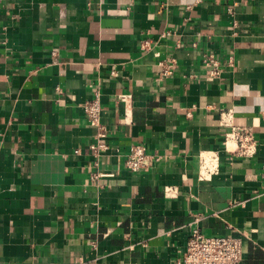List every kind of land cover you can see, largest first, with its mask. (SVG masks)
Instances as JSON below:
<instances>
[{
	"label": "crops",
	"instance_id": "crops-1",
	"mask_svg": "<svg viewBox=\"0 0 264 264\" xmlns=\"http://www.w3.org/2000/svg\"><path fill=\"white\" fill-rule=\"evenodd\" d=\"M193 227L264 264V0H0V264H178Z\"/></svg>",
	"mask_w": 264,
	"mask_h": 264
},
{
	"label": "built area",
	"instance_id": "built-area-1",
	"mask_svg": "<svg viewBox=\"0 0 264 264\" xmlns=\"http://www.w3.org/2000/svg\"><path fill=\"white\" fill-rule=\"evenodd\" d=\"M201 1V0H198ZM170 35V33H166ZM206 65L210 68L212 76L219 73L220 62L215 55L207 57ZM172 63L165 65L164 74L173 73ZM85 116L91 126L96 127L99 136L104 137L103 124L101 121L102 105L99 90L94 91V97L83 104ZM229 120H225L228 124ZM233 142L235 149L226 146L227 151L237 156L253 157L256 155L259 141L254 132L248 127H232L227 134L226 144ZM94 150L97 146H92ZM209 160L204 155L201 157V175H211L219 169L218 156L216 153H209ZM154 156L147 153L143 144H135L125 160V166L131 172H140L146 169ZM243 260L242 240L232 236H208L198 227H193L184 251L183 257L178 264H241Z\"/></svg>",
	"mask_w": 264,
	"mask_h": 264
}]
</instances>
